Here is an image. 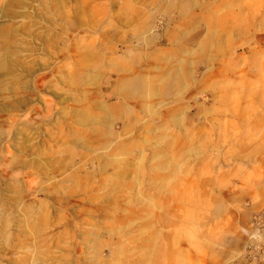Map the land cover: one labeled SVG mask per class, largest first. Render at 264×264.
Masks as SVG:
<instances>
[{
    "label": "rangeland",
    "instance_id": "obj_1",
    "mask_svg": "<svg viewBox=\"0 0 264 264\" xmlns=\"http://www.w3.org/2000/svg\"><path fill=\"white\" fill-rule=\"evenodd\" d=\"M0 264H264V0H0Z\"/></svg>",
    "mask_w": 264,
    "mask_h": 264
}]
</instances>
